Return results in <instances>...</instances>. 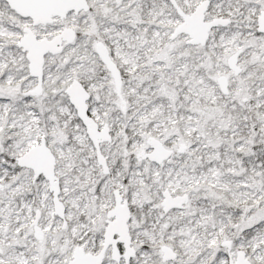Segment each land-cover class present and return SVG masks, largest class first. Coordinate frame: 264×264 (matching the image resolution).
Instances as JSON below:
<instances>
[{"label": "snow or ice", "instance_id": "snow-or-ice-1", "mask_svg": "<svg viewBox=\"0 0 264 264\" xmlns=\"http://www.w3.org/2000/svg\"><path fill=\"white\" fill-rule=\"evenodd\" d=\"M0 264H264V0H0Z\"/></svg>", "mask_w": 264, "mask_h": 264}]
</instances>
